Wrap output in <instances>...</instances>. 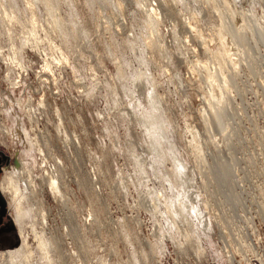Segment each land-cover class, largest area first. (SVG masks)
Returning <instances> with one entry per match:
<instances>
[{
  "label": "rangeland",
  "instance_id": "1",
  "mask_svg": "<svg viewBox=\"0 0 264 264\" xmlns=\"http://www.w3.org/2000/svg\"><path fill=\"white\" fill-rule=\"evenodd\" d=\"M223 1L0 0L17 17L0 13V47L24 40L28 68L14 88L0 57V121L15 161L59 181L61 196L45 185L23 203L30 246L35 223L54 264H134L149 246L205 264L224 216H264V92L246 90L264 73L236 83ZM15 226L16 246L0 238V251L20 244Z\"/></svg>",
  "mask_w": 264,
  "mask_h": 264
},
{
  "label": "built area",
  "instance_id": "2",
  "mask_svg": "<svg viewBox=\"0 0 264 264\" xmlns=\"http://www.w3.org/2000/svg\"><path fill=\"white\" fill-rule=\"evenodd\" d=\"M236 1L224 0L221 7H216L220 13L222 27L228 29L227 34L220 30L222 43L233 46L228 48V54L233 60L234 76H236V83H238L241 81V77H257L264 73V19L261 18L264 16V7L254 4L252 0L243 3L241 1L236 3ZM258 12L260 16L257 15ZM249 84L247 91L264 92L263 82L257 85ZM6 132V127L0 121V151L9 157L8 163L1 167L0 177L5 168L10 171L16 168L15 157L11 155L4 137ZM8 136L11 140L16 141L17 139L13 137L11 132H8ZM39 153L42 156V152ZM27 165L24 167L26 172ZM43 165L41 168L46 170L47 165ZM53 170L54 167H49V171ZM261 170H264V167H261ZM44 175L46 174L44 173ZM236 185L239 187L238 184ZM224 218H226V223H222L215 243L218 255H212L210 262L206 260L205 264H264V216H224ZM67 244L70 245L71 243L68 242ZM149 249L148 254L143 250L144 254L135 259L134 264H173V261L172 263L165 262L156 253L154 246H149ZM57 251L60 253L59 248ZM79 256L77 255L75 258L77 262L81 261ZM61 259L66 261L67 257L64 256ZM169 259H171L170 254L168 255ZM136 261L138 262L136 263ZM92 262L95 261L88 260L87 264H92Z\"/></svg>",
  "mask_w": 264,
  "mask_h": 264
},
{
  "label": "bare ground",
  "instance_id": "3",
  "mask_svg": "<svg viewBox=\"0 0 264 264\" xmlns=\"http://www.w3.org/2000/svg\"><path fill=\"white\" fill-rule=\"evenodd\" d=\"M157 1L160 5L159 0H157ZM252 1H253V3H255V1L256 2L258 1V3L261 4L262 8L264 7V0H252ZM152 10L155 11V9H152ZM2 11H3L2 13L4 15V18L7 21H9V22H11L13 20L16 21L15 19L17 17L14 14V11L7 10L5 8ZM2 13H1V15H2ZM262 18L264 19V16ZM7 31L9 32V38L12 39L10 29L8 28ZM32 33L30 31H28L26 34L29 36V34H32ZM22 41H23L22 47H24L25 41L24 40H22ZM13 44L14 43L12 42V46H10L9 52L6 55L3 54V49H2V47H0V57H2V59L5 61V64L8 65L7 66V72L5 73V77L8 79L11 86L15 88V87H19V82H20L19 78H21L23 75L21 73V71H23L24 73H27L28 68L24 62V57L22 55L23 52H21L23 48L21 47V49L18 50L19 48ZM33 46H35V45H33ZM38 49H39V47H38ZM46 66H48V62H46ZM15 70H17V73L14 72ZM43 107H44L43 103H40L39 108L43 109ZM24 112H25L26 116L30 117V115L36 114L37 110L34 108H31L30 105H27V106H25ZM16 120H21V116L17 115ZM59 124L61 126V123H59ZM58 128H60V127L58 126ZM20 132L23 134V138L29 143V146L31 147L30 150L34 146H38V141H37V137L35 134L33 135L32 138H30V134L22 127L20 129ZM12 135L15 138L18 137V135H15L14 133H12ZM42 145H43V142H42ZM39 150H38L39 152H42L41 148H39ZM42 153H44V152H42ZM24 164L25 163L20 162L17 159L16 168L13 169L12 171L6 170L4 177L1 181V190L3 192V195H6V197L8 198L9 206H10V214L12 215V218H13L15 224L19 228L21 241H20V244L15 248L0 251V264H34L37 262L42 263V264H54L52 261L53 260V258L51 256L52 250L50 249L51 246L49 244L50 242L48 241L49 239L45 238V233L43 230H41V231L37 230L35 223L31 224V228H32L31 235L33 237V240L36 242V246H35V248H32L30 246V244L28 242V234L25 232V229H24V226H25L24 220L27 217L31 216V213L33 212V207L31 205H28V208H24L23 203H28V201H29L28 200V197H29L28 194H30L29 193L30 191H32V190L36 191L35 189H37V188L39 190H41L44 187H46L45 185L49 186L51 189L55 190L56 193L60 194L59 181H57V178H55L54 176H49L48 170H45L42 168H40V169H42L41 171L46 173V175H48V177L47 178L42 177L40 179L35 178L32 175L31 170H28L27 172L24 171ZM26 174H28L29 178L27 177ZM60 196H61V194H60ZM63 206H65V205H63ZM42 222H43L42 224H44L46 222L45 216H42ZM36 259H37V262H35Z\"/></svg>",
  "mask_w": 264,
  "mask_h": 264
},
{
  "label": "flooded vegetation",
  "instance_id": "4",
  "mask_svg": "<svg viewBox=\"0 0 264 264\" xmlns=\"http://www.w3.org/2000/svg\"><path fill=\"white\" fill-rule=\"evenodd\" d=\"M8 160H9V157L0 151V171H1V167L8 163ZM7 207H8V204H7ZM8 215H9V213H8ZM4 222H6V221H3V223L0 225V238L9 237L11 240L8 241L7 244L14 242L15 243L14 245L16 246V244H17V241H16V235H17L16 230H17V228L10 233L6 232L5 230H7V226L5 225ZM3 247L4 246L0 245V248H3Z\"/></svg>",
  "mask_w": 264,
  "mask_h": 264
},
{
  "label": "water",
  "instance_id": "5",
  "mask_svg": "<svg viewBox=\"0 0 264 264\" xmlns=\"http://www.w3.org/2000/svg\"><path fill=\"white\" fill-rule=\"evenodd\" d=\"M4 222L7 226L6 232H12L16 229L15 224L12 220V218L8 215V207H7V201L3 197V195L0 193V225Z\"/></svg>",
  "mask_w": 264,
  "mask_h": 264
}]
</instances>
